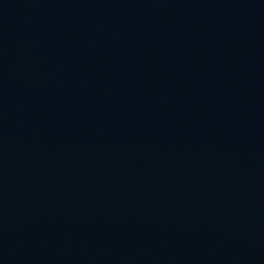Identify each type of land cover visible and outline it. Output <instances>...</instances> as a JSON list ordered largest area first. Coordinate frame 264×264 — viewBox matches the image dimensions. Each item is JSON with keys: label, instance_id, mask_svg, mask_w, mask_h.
I'll return each mask as SVG.
<instances>
[{"label": "water", "instance_id": "95a60500", "mask_svg": "<svg viewBox=\"0 0 264 264\" xmlns=\"http://www.w3.org/2000/svg\"><path fill=\"white\" fill-rule=\"evenodd\" d=\"M0 264H264V0H0Z\"/></svg>", "mask_w": 264, "mask_h": 264}]
</instances>
